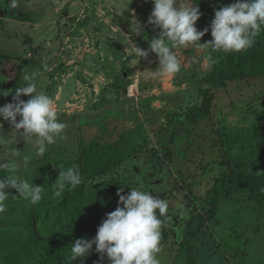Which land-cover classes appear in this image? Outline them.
<instances>
[{
    "label": "rangeland",
    "instance_id": "374dc122",
    "mask_svg": "<svg viewBox=\"0 0 264 264\" xmlns=\"http://www.w3.org/2000/svg\"><path fill=\"white\" fill-rule=\"evenodd\" d=\"M225 1L180 3H198L202 15L195 26L201 31ZM15 2L16 7L11 0L0 5L28 21L10 19L4 26L7 19H0V53L10 56L9 72L18 71L17 77L0 72V106L25 86V75L39 72L37 90L53 98L67 128L64 139L22 169L25 178L43 186L42 200L32 205L8 190L0 213V264H68L70 245L95 237L112 212L110 185L122 181L169 202L161 217L160 264H264V208L235 192L221 196L211 216L205 201L220 175L251 172L247 149L258 160L252 169L264 175V76L216 85L207 114L192 120L183 113L199 106L202 90L210 87L204 80L212 65L210 47H177L181 71L153 78L156 54L138 58L131 46L147 50L159 35L147 23L151 0ZM210 40L203 36L200 43ZM132 83L135 94L129 96ZM0 123L5 135L13 131L8 121ZM17 139L20 151L31 152ZM73 165L83 183L54 197L59 170ZM3 175L0 168V179ZM71 264H101L100 254L93 246L89 256ZM102 264H110L106 255Z\"/></svg>",
    "mask_w": 264,
    "mask_h": 264
},
{
    "label": "clouds",
    "instance_id": "9594fccd",
    "mask_svg": "<svg viewBox=\"0 0 264 264\" xmlns=\"http://www.w3.org/2000/svg\"><path fill=\"white\" fill-rule=\"evenodd\" d=\"M153 9L147 23L158 29L159 35L148 41L147 50L131 44L138 58H147L155 53L159 66L150 72L153 78L175 76L181 71V61L175 49L195 45L198 48L210 47L213 52H242L251 48L255 38L264 30V0H235L214 12L210 24L212 40L200 43L209 31L197 29L200 19L198 3H180V0H151ZM10 6L16 7L15 0ZM142 26L137 23V33ZM209 61L212 60L209 55ZM39 72L23 77L25 86L15 88L12 102L0 106V118L13 126L9 135L4 134L0 123V168L7 172L0 179V213L7 207L9 189H15L19 197L36 205L43 198L44 188L33 183L22 174L34 158L45 155L48 147L64 139L66 123L58 120L53 98L43 90L38 91ZM9 94V93H8ZM7 94V95H8ZM3 95V94H2ZM30 96L27 101L21 96ZM19 117V120H18ZM22 130V131H21ZM15 133V134H13ZM22 139L31 152L20 151L17 139ZM83 183L78 166L59 170V177L52 184L53 196L62 198L65 189H75ZM121 187L117 208L106 214L92 239H76L70 245L68 264L90 255L93 246L100 254V262L107 256L110 264H160L156 254L160 251L162 239V219L169 209V202L153 196L149 190L131 187L128 195H123ZM122 205V207H121Z\"/></svg>",
    "mask_w": 264,
    "mask_h": 264
},
{
    "label": "trees",
    "instance_id": "16d2710c",
    "mask_svg": "<svg viewBox=\"0 0 264 264\" xmlns=\"http://www.w3.org/2000/svg\"><path fill=\"white\" fill-rule=\"evenodd\" d=\"M234 2L235 0H227L220 4L217 10ZM17 14V12L14 14L11 13L9 16L18 19L19 17ZM213 18L214 16L202 22L200 26L201 31L205 28H209V31L204 36L212 38L210 24ZM209 55H211L214 62H211V68L206 73L204 80L210 84V87H205L202 90L203 98L199 106L188 109L183 113L192 120H196L198 116H204L207 114L213 101L212 90L216 85H221L225 80L231 78L243 79L251 76H264V30H262L255 38L254 45L246 51L223 53L213 52L211 48H209ZM0 57L1 74L4 73V75L14 77L15 72H9L11 68L9 69L7 65H5V63L10 61V56L6 53H0ZM17 74L15 77H17ZM245 153V161L248 162V160H250L251 166L249 168L251 172L249 174L245 172H230L220 175L215 180L212 189L208 191L205 201L209 206L211 216L217 210L218 199L221 196L235 192L247 194L250 199L255 200L264 208V175H257L252 169L258 162V160L255 159L253 152L250 149H247ZM110 187L109 203L112 211H114L117 208L119 201V197L117 196L118 190L123 187L125 192L126 190H131V187L133 186L132 183L122 181L118 183L112 182Z\"/></svg>",
    "mask_w": 264,
    "mask_h": 264
},
{
    "label": "crops",
    "instance_id": "0c3cea01",
    "mask_svg": "<svg viewBox=\"0 0 264 264\" xmlns=\"http://www.w3.org/2000/svg\"><path fill=\"white\" fill-rule=\"evenodd\" d=\"M4 7V6H3ZM6 17V18H5ZM0 19L2 20V19H7V20H5L4 22V26H7V21L9 22V20L11 19V20H13V21H17V22H19V21H22V22H25V21H28L27 19H25V18H23V20H21V19H15V18H11L10 16H9V13H8V8H7V12H6V15H4V16H0ZM133 85H136L135 83H132Z\"/></svg>",
    "mask_w": 264,
    "mask_h": 264
},
{
    "label": "water",
    "instance_id": "95a60500",
    "mask_svg": "<svg viewBox=\"0 0 264 264\" xmlns=\"http://www.w3.org/2000/svg\"><path fill=\"white\" fill-rule=\"evenodd\" d=\"M6 12H7V8L6 7H3L2 5H0V16L6 15ZM123 31L125 33H128L129 32L128 27H127V23H124L123 24Z\"/></svg>",
    "mask_w": 264,
    "mask_h": 264
},
{
    "label": "built area",
    "instance_id": "2783aa9c",
    "mask_svg": "<svg viewBox=\"0 0 264 264\" xmlns=\"http://www.w3.org/2000/svg\"><path fill=\"white\" fill-rule=\"evenodd\" d=\"M126 94L129 95V96H132L134 95V85L133 84H130L129 86H127V89H126Z\"/></svg>",
    "mask_w": 264,
    "mask_h": 264
}]
</instances>
